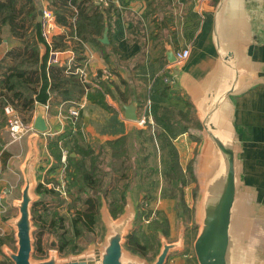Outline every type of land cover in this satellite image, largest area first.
<instances>
[{
  "label": "crops",
  "instance_id": "1",
  "mask_svg": "<svg viewBox=\"0 0 264 264\" xmlns=\"http://www.w3.org/2000/svg\"><path fill=\"white\" fill-rule=\"evenodd\" d=\"M94 1L97 4L104 3L106 6L112 4L114 9L107 18L109 41H101L106 46L102 47L91 42L85 44L88 59L84 68L88 72L91 83L84 84L86 91L81 98H85L86 103L81 110L78 125L75 128L70 125L67 118V103L62 106L63 102L69 99L51 94L47 102L49 109L46 110L49 129L39 138L40 155L36 163L38 182L55 189H57L56 185L61 183L65 166L63 151L67 149L68 155L69 153L77 154L73 140L70 141L73 138H78L81 144L94 148L98 143L115 139H124L126 146L131 139H135L137 145L141 136L142 140L147 138L155 144V146L152 144L153 150L150 153H154L156 158V164L149 168L161 176V150L155 136L157 124L154 120L157 109L166 104L189 109L191 117L199 120L196 105L187 89L181 84V78L174 72V68H179L182 72H190L197 78H203L221 67L213 35L214 12L218 0H150V7L146 0ZM43 3V7L50 6L54 11L57 7L48 0H43ZM226 5L225 11L218 17L219 35L225 43L236 48L244 45L245 54H248L251 60L247 67L248 71L246 69L247 76L243 89L231 96L235 106L236 124L242 139L244 176L247 182L256 186L260 193L259 197L264 202V22L263 26L256 27L249 18L251 11L254 18L258 14L259 18L262 17L264 20V0H226ZM71 6L76 11V6L73 4ZM54 13L55 18L48 28L49 41H53L57 35L69 36L70 28L60 23L57 12ZM66 18L69 25L75 24V14L70 15V11H67ZM137 21H140L142 25L141 31L136 27ZM255 28L260 31L263 41L257 42L254 39ZM11 38L13 40L9 42L8 38L4 37L3 42L6 43L0 44V61L10 48L20 46L15 36L12 35ZM66 41L75 45L70 37H66ZM185 47L190 48V55L186 59L180 62L177 59L173 63L168 60V50L173 49L176 53ZM44 50L43 47L41 54ZM57 51L58 62L50 63L48 59L49 66L61 70V74H70L68 69L74 68L79 63L75 60V51L71 45ZM11 63L10 60L4 65L6 67ZM64 65L66 67L63 69ZM5 67H0V82L4 77L2 71H5ZM244 67L246 68V65ZM165 77H170L172 82L166 81ZM97 89L103 90L107 105L98 103L88 96L89 92L93 93ZM147 102H150V107L144 118L143 109ZM129 103L137 106L139 115L137 120L126 117L125 105ZM37 106L34 112L26 115L29 123L25 124L30 126L33 123ZM60 111L62 114H59ZM201 128L202 126L191 130L198 139H193L190 133L185 132L174 140L179 152L188 149L186 143L189 140L188 137L192 139L189 140L190 143H195L191 156V161L194 160L195 178L196 159L201 144ZM30 130L16 140L10 135H5L2 140L4 143L0 146V194L6 204V211L0 212V228L3 231L0 234V260L2 261L0 264H7L5 262L8 260L12 262L2 245L15 247L14 229L9 223V218L18 212L14 202L21 197L24 180L21 166L28 152ZM53 138H60L61 158H57L49 148ZM143 146L140 144L137 149V155L141 156L142 160L144 157L142 151H145ZM78 156H80L79 153ZM180 160L183 168H186L189 163L183 152ZM145 162L141 163V167H148L147 161ZM17 176L22 177L21 183L14 180V177L18 179ZM147 189L150 194L152 187ZM161 191L160 186L159 193ZM104 196L107 200V196L105 194ZM194 204L195 197L191 207H194ZM159 208L162 207L159 206ZM182 249L184 247L172 251L166 264H169L171 259L177 258L173 253Z\"/></svg>",
  "mask_w": 264,
  "mask_h": 264
},
{
  "label": "water",
  "instance_id": "2",
  "mask_svg": "<svg viewBox=\"0 0 264 264\" xmlns=\"http://www.w3.org/2000/svg\"><path fill=\"white\" fill-rule=\"evenodd\" d=\"M226 7V0H218L214 12L213 35L221 67L203 78L174 68L196 105L202 126L195 168L198 189L194 220L198 230L193 247L197 264H264V202L256 186L247 182L244 176L242 139L231 98L243 89L251 60L245 54L244 45L236 48L225 43L219 35L218 17ZM43 17L42 6L38 19L43 21ZM249 18L256 27L263 26L264 20L258 14L254 18L250 11ZM108 32L106 26L102 42L109 41ZM254 39L263 41L256 28ZM167 55L171 63L177 60L173 49L168 50ZM46 110L45 105L37 106L28 135V152L21 166L24 176L21 197L14 202L18 212L9 218L14 229L15 247L2 245L13 264H166L170 253L185 245V225L182 224L178 239L172 241L159 229L160 247L153 260L148 263L138 258L142 254L126 245L129 229L139 213L137 195L133 193L136 189L134 179L126 191L125 205L117 216L111 212L104 193L99 192V217L107 231L102 245L91 243L80 251L61 255L56 240H53L46 256L33 259L34 231L37 229L33 208L41 198L37 191L36 163L40 155L39 138L49 129ZM125 113L129 119H138L134 103L125 105Z\"/></svg>",
  "mask_w": 264,
  "mask_h": 264
},
{
  "label": "trees",
  "instance_id": "3",
  "mask_svg": "<svg viewBox=\"0 0 264 264\" xmlns=\"http://www.w3.org/2000/svg\"><path fill=\"white\" fill-rule=\"evenodd\" d=\"M48 1L57 5L55 12L58 14V21L68 25L70 28L69 36L66 37H70L75 45L68 43L65 35H57L53 41L48 42L43 32L42 21L38 19V11L44 4L43 0H0V44L6 43L3 42L4 37H7L8 41L11 42L13 40L11 38L12 35L20 43V46L10 48L0 61V67H5V62L9 63L10 60L12 62L5 67V71H2L4 77L0 82V115L2 113L3 116L5 115L3 111L7 104L14 106L21 114L26 113L28 115L35 111L37 104H47L51 94L61 95L65 99H81L86 88L80 78V74L78 72H72L68 75L61 74V70H56L54 67L49 66L48 59L51 51L65 49L71 45L76 54L75 60L79 62L74 67L75 69L86 66L88 56L85 53V44L87 42L98 44L102 47L106 46V44L101 42L100 37L103 34L105 26L109 24L107 18L114 9L112 4L106 6L104 3L97 4L94 0ZM146 1L150 7V0ZM72 4L76 6V11L72 8ZM67 11H70V15L75 14L76 21L74 25H69L66 18ZM136 27L139 31L142 30L140 21H137ZM43 47L45 50L41 54ZM62 67L64 69L66 65ZM88 96L98 103L107 105L102 89H97L93 93L89 92ZM154 120L160 130L159 147L162 156V169L169 166L166 174H170L171 176L173 169L175 177L180 180L179 185L187 184L188 180L182 178L179 150L174 139L185 132L190 133L193 139H198L196 135L191 133V130L199 128L201 126L200 121L197 118L191 117L189 109L185 110L175 106L167 108L159 107L154 114ZM70 125H72L71 121ZM59 140L60 138H53L49 143L51 152L57 158H61ZM71 140H73L72 143L77 154L72 155L69 153L67 157V164L65 166V172L69 180L67 189L72 188L74 184H81V189H84L85 186L91 189V192L85 198V206L77 209L71 219L75 235L79 236L85 230H94L99 217V198L97 197V192L103 191L106 194L110 188L111 180H104L103 178V181H101L99 174L102 173L104 177L108 178V175L112 172L111 167H114V162H116L118 163L117 170L120 171L121 177L127 178L129 176L126 169L128 166L126 156L128 154L127 146L129 143L126 146L124 139L98 143V152L96 148L90 145L85 146L81 144L78 138ZM136 143L137 141L131 143L135 147V150L139 144L136 145ZM78 153L80 156H78ZM87 158L90 160L89 164ZM146 158L147 156H144L143 160H146ZM193 164L194 160L189 164V174L191 178L196 180ZM132 168H136L135 163ZM174 181L178 183L177 179ZM130 183L131 180L127 181L125 188L121 190L120 203L116 204V206H110L114 216H117L125 205V194ZM153 183L151 181L150 185ZM179 185H177V189ZM196 190L197 185L193 190L194 196ZM37 191L41 194V198L34 205V219L40 228H44L48 224L52 233L58 234L55 228L57 224L59 228L64 227V216L58 211L50 212L48 206L46 207L45 205V212L41 213L39 212V205L44 204L47 199L46 197H51L52 194L59 193V191L53 187L46 186L42 182L39 183ZM176 191L174 188L175 194L173 193V196L179 198L181 212H186L187 203L185 201L184 187L180 188L178 196ZM146 198L150 199L151 195L147 194ZM141 206L139 204L138 218L148 219L152 215V211L149 208L142 209L143 206ZM191 208L194 214V207ZM152 221L157 230L162 229L164 233L168 234L169 224L167 218H153ZM64 235L65 231L59 234V250L62 252L76 250L77 245H72L71 242L73 240L71 238L66 239ZM126 245L144 255L148 254L149 247L152 246V244L150 246V242H143L136 230H131L128 234ZM35 251H43L42 243L39 240L35 243Z\"/></svg>",
  "mask_w": 264,
  "mask_h": 264
},
{
  "label": "rangeland",
  "instance_id": "4",
  "mask_svg": "<svg viewBox=\"0 0 264 264\" xmlns=\"http://www.w3.org/2000/svg\"><path fill=\"white\" fill-rule=\"evenodd\" d=\"M43 8L45 9V7H43ZM46 8L52 10L53 13L55 12L53 10V8H51L50 6H48ZM149 103L147 102L148 105H149ZM7 105H10V104H7ZM162 107L167 108V107H172V106L166 104V105H162ZM14 109H15V113L18 115V118L22 119L24 121V123H29V122H27V116H26L27 114L26 113L21 114L15 107H14ZM3 112L5 114L4 115L5 118L3 116V113H2V115H0V146H2L1 144L4 143L2 140L4 139L5 135L12 136L10 129H9L10 115L6 112L5 108H4ZM2 121H4V123H2ZM155 132H156L155 133L156 139L160 144V136H159L160 130L158 129V127L156 128ZM188 139L192 140L189 137H188ZM189 140L186 141L188 149H186L185 151L182 150V152L186 156V161L190 164L191 156H192L193 150L195 148V145H194L195 143H190ZM127 141H129V139ZM133 141L135 142L137 140L131 139L129 144L132 143ZM140 144L144 145L143 148L145 147V151H142V153L144 154L143 156H147L146 154L149 152L146 160L140 159L141 156L137 155V149L140 146ZM152 144L155 146L154 142H152L151 140L149 141L147 138L142 140V136H141L139 146L137 147L136 150H135V147H133V145L127 146V148H128L127 153L128 154L126 156V158H127L126 161H127L128 166L126 169H127L128 174H129V176L127 178L121 177L120 171L117 170L118 163H116V162H114V167H111L112 172L108 175V178L104 177L102 173L99 174L101 177V181H103V178H104V180H108V179L111 180L110 188L108 190V193H106L105 195L107 196V200H108V203L110 204V206H116V204L120 203L121 190L123 188H125L126 182L130 181V180L132 181V179L136 180L133 183V187L136 186V189L134 190L133 193L137 195L138 206L140 204L143 206V207L141 206L142 209L149 208L152 211V215L148 219H145V218L141 219V218L136 217L132 227L129 229V231L136 230L138 232L139 236L141 237V239L143 240V242H150V246L152 244V246L149 247L148 254H146V255L142 254L140 256L138 255L139 256L138 258L143 259L148 263L153 260L156 252L158 251V249L160 247V237H159V230L156 229L152 220H153V218L156 219V218L165 217V218H167V221L169 224V226H168L169 232H168V234L165 233L168 240L172 241V240L178 239L180 232H181L182 224L185 225V246H184V249L176 251L175 253H173V255L177 258L171 259V261H169V264H197L196 256L194 253L193 243H194V239H195L196 234H197L198 224L194 220V214H193V211L191 208V205H192L194 197H195L193 194V190L195 189L197 182H196V180H194V178L190 177L189 164H188V166H186V168H183L181 162L180 163L182 166V178H185L186 180H188L187 184L179 185L180 180L177 177H175L173 169L171 172V176H170V174L169 175L166 174L167 169H169V166H168V168L163 167V169L161 167V174L160 175L162 176V178H161V176L157 175V172L154 173L153 169L149 168L150 166L152 167V165L156 164L155 163L156 162L155 154L150 153L151 150H153ZM98 148L99 147L96 144V149H97L96 151L99 152ZM182 152H179V159H180ZM158 160H159V158H158ZM145 161H147L148 167H146V166L141 167V165H142L141 163H143ZM87 162H88V164L90 163L89 158H87ZM160 162H162L161 158H160ZM134 163L136 165V168L133 169L132 166H134ZM101 164L103 165V163H101ZM145 164H146V162H145ZM116 165H117V167H116ZM64 177H65L64 188H65L66 192L61 193L59 191V193L52 194L51 197H46L47 199L45 200L44 204L39 205V212H41V213H44L45 212L44 207L48 206L50 212L58 211L61 215H63L65 218L64 219V227L59 228L58 227L59 225L57 224L55 229L57 230L58 234H53L52 230L49 229L48 224H46V226L44 228L43 227L40 228L38 226L37 222L35 221V223L37 224V229L34 231L35 243L37 240H39L42 243L43 251L42 252L35 251L34 255H33V259H38L40 257L46 256L49 249L52 247L51 242L53 240H56V243H57L56 247L58 248V245H59L58 243L60 240L59 234H61V232H63V231H65L64 236H66V239L71 238L73 240L71 242V244L77 245L76 250H69V251H80L83 248H86L87 246H89L91 243H94L95 245H102L104 242V238H105L107 231H106L105 226L103 224V221L101 220L100 217H98V221L94 227V230H92V231L85 230V232L82 233L81 235H79V236L75 235V229L72 226V220L71 219L74 216V212L77 209H81L85 206V204H84L85 198L87 197L88 193L91 192V189H89V187H87V186H85L84 189H81L80 188L81 184L80 185L74 184L72 186V188H70L68 190L67 189V183L69 180H68V177L66 175V172H64ZM17 178H18V176H17ZM155 178L157 179V181ZM176 179L178 180V183H176L174 181ZM14 180L17 182L20 181V183H21L22 177L20 176L17 180L14 177ZM151 181L154 182L152 185H150ZM177 185H179L178 189H177ZM160 186L162 187L161 193H159L160 192ZM150 187H152V189L150 190L151 198L148 199V198H146L147 194H149V191L147 188H150ZM183 187H184V191L186 194L185 201L187 203V205H186L187 211L182 213L180 210V206H181L180 203L181 202L179 201V198L174 197L173 195L175 194L174 188L177 190L176 193L178 196L180 194V188H183ZM99 192L100 191L97 192V197L100 198ZM102 192L103 191H101V193ZM99 206H100V203L98 204V207ZM159 206H161L162 208H159ZM112 208H114V207H112ZM181 220H183L184 223H182ZM69 251H67V252L60 251V253H61V255H65ZM0 262H2V261L0 260ZM5 263L12 264V262L10 260L6 261Z\"/></svg>",
  "mask_w": 264,
  "mask_h": 264
},
{
  "label": "built area",
  "instance_id": "5",
  "mask_svg": "<svg viewBox=\"0 0 264 264\" xmlns=\"http://www.w3.org/2000/svg\"><path fill=\"white\" fill-rule=\"evenodd\" d=\"M101 1L106 2V1H109V0H101ZM54 18H55V14L53 13V11L50 10V9L45 8L44 9V17H43L42 25H43V32H44V35H45L47 40H48V37H49L48 28H49V25L54 20ZM57 52L58 51H53V50L51 51V54H50V57H49V62L50 63L58 62ZM189 55H190V48L189 47H185V48H183V49H181V50L176 52V56H177V59H178L179 62L184 60V59H186ZM68 71H70L69 73L78 72L80 74V78H81V80L83 81L84 84L88 85L89 83H91V80H90V78L88 76V72L86 71V69L84 67L83 68L77 67L75 69L74 68H70V70L68 69ZM165 80L169 81V82H172V79L170 77H165ZM66 103H67V118L71 121V124L75 128V126L78 125V119L80 117L82 108L85 106L86 100H85V98L69 99V100L64 101L62 106H64ZM45 106H46V109H49V104L48 103L45 104ZM5 109H6V112L10 115L9 129H10V132L12 134V138L14 140L20 138L25 132H27L29 129L32 128V124L29 126L28 124H25L22 119L18 118V115L15 113V109H14L13 106L7 105L5 107ZM143 110H144V118H146L145 115L147 114V112H149V105L146 104V106H144ZM59 114H62V111H60ZM67 157H68V150L65 149L63 151V162L65 163V166H66ZM65 166H64V169H63V172H62L61 183L56 185L57 190L60 191L61 193L66 192V190L64 188ZM5 211H6V204H5V202L2 199L1 194H0V212L4 213ZM1 233H3V231L0 228V234Z\"/></svg>",
  "mask_w": 264,
  "mask_h": 264
}]
</instances>
